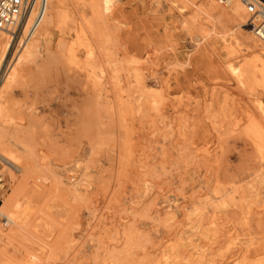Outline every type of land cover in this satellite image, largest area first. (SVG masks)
Returning a JSON list of instances; mask_svg holds the SVG:
<instances>
[{
	"label": "rangeland",
	"instance_id": "rangeland-1",
	"mask_svg": "<svg viewBox=\"0 0 264 264\" xmlns=\"http://www.w3.org/2000/svg\"><path fill=\"white\" fill-rule=\"evenodd\" d=\"M73 2L78 21L89 14ZM114 4L120 12L90 30V53L65 50L77 22L62 24L35 58L15 65L4 90L0 122L29 131L34 155L25 165L0 157V204L18 188L19 203L31 207L16 228L0 215V230L14 233L0 237V264H264V145L246 120L255 111L261 118L264 85L226 68L258 64L259 49L237 45L228 18L213 30L204 17L216 72L179 26L189 9L169 14L170 0ZM117 16L130 22L129 39ZM162 16L174 33L169 48L158 43ZM145 24L159 38L147 42L154 34L145 36ZM134 42L145 43L143 54L128 52ZM20 48L10 47L0 86ZM169 71L182 81L180 99L163 93Z\"/></svg>",
	"mask_w": 264,
	"mask_h": 264
},
{
	"label": "bare ground",
	"instance_id": "bare-ground-1",
	"mask_svg": "<svg viewBox=\"0 0 264 264\" xmlns=\"http://www.w3.org/2000/svg\"><path fill=\"white\" fill-rule=\"evenodd\" d=\"M115 2H116V0H82V5H83V7L87 8L89 14L88 15H82L81 16L82 18L78 21L75 18L78 6L73 2V0H49L47 13H46L44 19L42 20L38 30L36 31L34 36H32L28 41H26L25 43H23L20 46L21 48L18 50L17 55L15 56L14 62L11 64V66L8 69V72L4 76V79H3L2 84L0 86V113L3 110L2 98H3L4 92H5L4 90H6V88L9 87L10 84L16 80V78H17V76L19 74V69L18 68H20V67H16L15 66L17 63H22V62H25V61H28V60H31V59L35 58L37 56V54H38L37 52H38L39 46L41 44H47L52 39L51 38L52 37V31L54 29L59 28L62 24L69 23V22H77V24H76V28L77 29H76V32H75V41L73 43H71L69 46H67V48H65V50L67 49L68 53L70 55H72L73 52H74L75 44H76V46L85 45V46H87L88 52L90 53L91 52V47H90V43H89L90 30L92 29L93 24L95 22H97V21H100L102 19L103 15L107 14L108 12H110L109 14L112 13V15H116V11L120 12L119 8L122 5L119 7V5H120L119 4L118 5L119 8L115 7L114 6ZM170 3H171V7L168 8L169 14H171L172 11L176 10L181 15H183L184 11H186L187 9L190 10L189 18H183V16H182L183 20L180 22L179 26L183 30L187 31L188 34H191L194 37V39L196 41L195 44H196V46L198 45V47H195V49H194L196 52L192 49L194 51V53H195L194 55L199 54V55L205 56L207 61H208V64L213 66V68H214V70L216 72H220L219 71L220 69H218L216 67V65L213 64V62H211L212 60H210V58H211L210 56L214 53V52L211 51L213 49V47L210 44L206 43V40L211 37V34H209L208 31H205V30L202 29L201 21L205 17L208 21L211 22V25H213V30H214L216 28V23L217 22H220L221 20H223L225 18H228L231 21V23H232L233 31H235L234 32L235 35L233 36L234 42L237 45H240V44L244 45L245 44L248 47L252 48L253 50L259 49L260 52L257 54V61L259 62L258 64L257 63L254 64L253 60H248L247 62H245L243 64V66L241 68L236 67V66H232V65H229V64H227L228 66L226 68L230 72L235 74L239 78V80L241 82H242L243 78L247 77V78H250L251 81H253V82H255V81L261 82L262 85H264V39L256 38L259 41L256 44V42H255V40H254V38L252 36L253 34L250 31V29L249 28H245L246 20L248 18V15H247V13L245 11L244 6L240 2V0H227L225 2H219L217 0H190V2H189L190 4H187L186 2H184L182 0H170ZM221 3H223V4H221ZM180 4H182V5H180ZM146 8H148V6ZM174 8H176V9H174ZM114 9H115V11H114ZM146 10H148V9H145V11ZM119 12H117V13H119ZM121 14H123V13L121 12ZM144 15H146V14L144 13L143 16ZM146 17H149V16L147 15ZM117 18H118V16H117ZM118 19L120 20L121 18L119 17ZM125 19H126V17L123 20L121 19L120 23H123V24L126 25V27H127V29H126L127 30L126 31L127 32L126 38H128L129 37L128 36L129 35L128 31L131 29V24H130V22L128 23L127 20H125ZM174 19L175 18H173V20ZM147 20L144 18V21H147ZM159 20H160V22H162V28H163V33L162 34L163 35L160 34L161 35L160 38L158 37L157 34L156 35L159 38L158 39L159 45L163 47L164 44H166L168 40H174V38H173L174 33H170L167 30L166 26H169V25H167L165 17L162 16L161 18H159ZM132 22H133V20H132ZM138 22H141V21H138ZM153 22L156 23L154 21V19H153ZM158 24H159V22H158ZM171 24H172V22H171ZM136 26H137V24H136ZM157 26L158 25H156V27ZM159 26H160V29H161V25L160 24H159ZM142 27L144 28L143 31H144L145 36L150 35V34H154L153 38L146 37L147 42L150 43V41H153L154 37L156 36L155 33H154L155 30H153V26L147 25V24H145L143 26L141 25V29H142ZM171 28H172V26H171ZM241 31H245L247 33V35L243 34ZM126 38H125V40H126ZM166 38H168V40H166ZM175 38H176V35H175ZM143 42H141V43L143 44ZM204 42L206 44L203 45L202 43H204ZM134 43H133V45H134ZM141 43L140 42L139 43H135V45H134L135 47L134 46L132 47L130 45L131 49H130V51L128 49V52L129 53H134L135 55L143 54V49H144L143 47H144L145 43H144V45H142ZM166 46H167V44H166ZM166 46H164V48ZM10 47H11V37H10V35L7 32L0 31V67H1L3 61L5 60L6 55L9 52ZM62 47H63V45L61 44L60 48H62ZM172 48H173V45H172ZM175 48H178V47H175ZM181 49H183V48H181ZM169 51H170V49H169ZM189 51L187 50V52H189ZM171 52H172V50H171ZM185 52L186 51H184L183 53H185ZM211 52H212V54H211ZM178 56H179V54H178ZM180 57H181V55H180ZM183 59H185V57ZM185 60L187 61L189 59L187 58ZM187 65H185V67ZM221 69L224 70L223 68H221ZM167 70H166V72H167ZM163 72H164V70H163ZM176 72L178 73V71H176ZM161 73H162V71H161ZM172 73H171V71H169L162 78L163 79V81H162L163 85L162 86L164 88V92L163 93L166 96L170 97V98L179 97V99H180L184 95V93H183L184 92L183 91L184 88L181 87V85H180V84H182V81L179 78V75L177 73L173 77L171 75ZM181 75H183V74L181 73ZM200 82L203 83V81H200ZM200 82H198V83H200ZM198 86H199V84H198ZM196 89H198V88H196ZM199 90H200V88H199ZM201 90H202V88H201ZM185 92H186V90H185ZM186 93H188V92H186ZM188 94H190V93H188ZM190 97H192V96L190 95ZM255 101H256V99H255ZM257 101L259 103L257 102L255 104L258 105V106L257 105L256 106L261 111V118L258 119L259 118L258 115H257L258 118H256V114L257 113L255 111V112H248L246 120L248 122V124H247L248 125V131L251 133L250 134L248 132V134H250V136L252 135L253 136V140L255 139L256 142L258 143V145L261 146V144L264 145V102H261V100H259V98H258ZM245 130H246V128H245ZM30 138H31L30 137V132L25 130V129H23L21 126H19V125L11 126V125L8 124V122L4 126L2 124V122H0V157H4V158L10 160L9 161L10 163H16V162L19 161V162L22 163L21 165H25L28 162V160L31 159L32 156L34 155V147H33V144H32V141H31ZM255 144L256 143H254V145ZM262 149H264V148H262ZM262 149H260V150H262ZM20 178L22 179L21 176H20ZM21 179H19V183H20ZM16 184H17V187H18V182ZM18 191H19L18 188H16L13 191V193H11L5 199V202L3 204H0V215L4 218V221H5L4 223L6 225H13L14 228H16L17 225L21 224L27 218V215H28V212H29L28 208L29 209L31 208L29 206L27 208V205H26L27 203L25 204L26 206H22L21 203H19V199L17 198V196H18V193H20V192H18ZM7 227L9 228V226H7ZM13 234L14 233L11 232V230H9V232H5L3 230H0V237L3 240H7V239L11 238V235H13ZM258 245L260 246V244H258ZM262 245H264V244H262ZM259 246H258V248H261ZM250 249H253V248H250ZM262 249H264V248H262ZM260 251H262V250L260 249ZM3 252H5V251L3 250ZM3 252L1 251L2 255L4 254ZM249 253H250V250H249ZM262 253H264V252H262ZM248 254H247V257H248ZM254 255H256V254H254ZM5 259L8 260L9 258L6 257ZM9 261H10V259H9ZM40 262H41V260H40ZM109 263H111V262H109Z\"/></svg>",
	"mask_w": 264,
	"mask_h": 264
},
{
	"label": "built area",
	"instance_id": "built-area-1",
	"mask_svg": "<svg viewBox=\"0 0 264 264\" xmlns=\"http://www.w3.org/2000/svg\"><path fill=\"white\" fill-rule=\"evenodd\" d=\"M225 2L227 0H217ZM248 15L246 23L252 34L264 39V0H240ZM49 0H0V31L11 37L14 51L35 35L44 19ZM6 183L0 177V199Z\"/></svg>",
	"mask_w": 264,
	"mask_h": 264
}]
</instances>
